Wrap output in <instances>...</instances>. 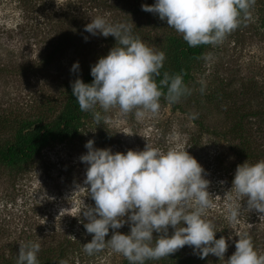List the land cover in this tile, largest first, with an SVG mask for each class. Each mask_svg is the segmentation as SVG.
Wrapping results in <instances>:
<instances>
[{
  "label": "rangeland",
  "instance_id": "1",
  "mask_svg": "<svg viewBox=\"0 0 264 264\" xmlns=\"http://www.w3.org/2000/svg\"><path fill=\"white\" fill-rule=\"evenodd\" d=\"M154 2L0 0V146L14 139L23 122H55L72 93L70 82L83 80L91 66L115 46L112 36H92L84 31L97 16L109 23L131 25L133 36L165 54L162 69L168 70L172 39L182 38V34L157 15L141 10L142 4ZM76 62L79 70L70 71ZM184 85L189 92L177 102L160 97L156 115L137 120L132 113L121 115L118 108L107 113L97 108L107 122L97 123L92 112H84L76 138L46 147L27 165L0 163V264H17L21 242L39 243L37 258L42 263H128L108 246L92 255L83 251L92 235L86 233L83 225L87 220L80 213L95 207V202L86 189L74 191L77 186L87 187V165L80 157L87 153L88 140L94 141L95 148H110L114 153L143 150L147 142L161 151L170 147L188 151L209 181L212 206L205 210L204 218L213 225L217 239L226 238L225 260L235 252L237 233L264 242V218L246 209V199L237 200L228 192L238 166L232 150L237 143L231 141V133L234 127L246 126L250 114L264 102V0H255L249 19L241 18L221 43L207 44L203 56L190 62ZM232 203L242 204L234 223L227 219ZM129 230L126 223L115 231L126 234ZM172 231L169 228V234ZM158 235L153 233L154 238ZM256 246L258 253L264 254V246ZM183 248L182 255L192 257L193 264H225L214 255L200 259L192 247ZM145 264L166 263L152 260Z\"/></svg>",
  "mask_w": 264,
  "mask_h": 264
},
{
  "label": "clouds",
  "instance_id": "2",
  "mask_svg": "<svg viewBox=\"0 0 264 264\" xmlns=\"http://www.w3.org/2000/svg\"><path fill=\"white\" fill-rule=\"evenodd\" d=\"M254 3L255 0H155L152 5L142 4L141 10L157 15L182 34L189 47H197L221 43L239 26L241 18H250ZM84 31L116 40L107 55L91 66V83L81 78L70 82L79 110L92 112L97 123L107 122L97 108L104 113L118 108L121 115L132 113L135 119L142 120L158 114L162 95L175 103L189 92L179 74L164 72L157 83L165 54L133 36L131 25L109 23L97 16L85 25ZM78 70L76 62L70 71ZM85 148L87 153L80 160L87 165V187L77 186L74 191L86 189L95 202V207H86L80 213L87 220L83 225L86 233L92 235L83 244L85 253L92 255L108 246L129 264H145L169 257L187 245L200 259L211 254L225 260L228 242L223 236L217 239L213 225L204 218L205 210L212 206L209 181L188 151L176 147L161 151L147 142L143 150L114 153L110 148H95L93 140H88ZM228 192L234 193L237 200L246 199V209L264 218V160L238 165ZM241 208V203L229 204L230 223L237 221ZM126 223L128 233L115 231ZM169 228L173 229L171 234ZM110 229L112 235L106 239ZM153 233L159 235L154 238ZM236 236L235 252L225 264H264V254L255 250L250 238L239 233ZM40 247L39 243L21 242L17 264H39ZM59 264L66 262L61 260Z\"/></svg>",
  "mask_w": 264,
  "mask_h": 264
},
{
  "label": "trees",
  "instance_id": "3",
  "mask_svg": "<svg viewBox=\"0 0 264 264\" xmlns=\"http://www.w3.org/2000/svg\"><path fill=\"white\" fill-rule=\"evenodd\" d=\"M171 43V66L168 70L161 69V75L156 77V81L159 84V81L163 79L164 72H167L169 75H182L183 83L185 84L189 79L190 62L198 60L203 56L207 44L189 47L183 38L179 37L173 38ZM92 79V76L89 74L83 81L91 83ZM163 90L167 91L166 88ZM83 114L84 112L79 110V106L71 93L65 109L55 122L50 124L44 122H23L20 128L16 130L14 139L4 147L0 146V163L9 166L27 165L32 163L46 147L76 138L81 128ZM250 116L246 126L239 125L234 127L230 136L231 141L233 140L237 143L232 150L238 161V165L246 161L249 164H254L260 160H264V102ZM243 124L245 125V123ZM259 142L262 144L258 145ZM240 235H246V233H240ZM246 236L250 238L254 248L259 252L258 248H256V243L259 246L260 244L264 246V242H261L260 239H257L253 235L249 234ZM191 258L182 255V251L179 249L169 257L156 261L166 264H193L194 260ZM150 261L152 260L146 262ZM39 264L56 263L48 260L43 263L39 262ZM126 264H129V262Z\"/></svg>",
  "mask_w": 264,
  "mask_h": 264
}]
</instances>
